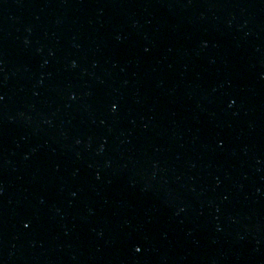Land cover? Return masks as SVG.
<instances>
[{
    "label": "water",
    "instance_id": "95a60500",
    "mask_svg": "<svg viewBox=\"0 0 264 264\" xmlns=\"http://www.w3.org/2000/svg\"><path fill=\"white\" fill-rule=\"evenodd\" d=\"M0 264H264V0H0Z\"/></svg>",
    "mask_w": 264,
    "mask_h": 264
},
{
    "label": "snow or ice",
    "instance_id": "6c2138e0",
    "mask_svg": "<svg viewBox=\"0 0 264 264\" xmlns=\"http://www.w3.org/2000/svg\"><path fill=\"white\" fill-rule=\"evenodd\" d=\"M136 251H140V249H139V248H137V249H136Z\"/></svg>",
    "mask_w": 264,
    "mask_h": 264
}]
</instances>
